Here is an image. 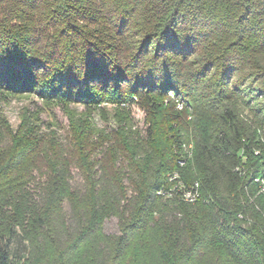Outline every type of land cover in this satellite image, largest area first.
I'll use <instances>...</instances> for the list:
<instances>
[{"label":"trees","instance_id":"trees-1","mask_svg":"<svg viewBox=\"0 0 264 264\" xmlns=\"http://www.w3.org/2000/svg\"><path fill=\"white\" fill-rule=\"evenodd\" d=\"M260 179L264 0H0V264H264Z\"/></svg>","mask_w":264,"mask_h":264},{"label":"rangeland","instance_id":"rangeland-1","mask_svg":"<svg viewBox=\"0 0 264 264\" xmlns=\"http://www.w3.org/2000/svg\"><path fill=\"white\" fill-rule=\"evenodd\" d=\"M256 87H254V88H256ZM39 104H40V101L35 97V95H34V97H33V95H32V97H30V96L27 97V96L22 95V96H18L15 98H10L9 102L5 106V114L8 117V119L10 120V122L14 126H16L20 122V113H21L22 107L24 105H31L32 110H35V109H38ZM107 106H108L109 110H111L113 108L112 105H107ZM49 111L48 112L43 111L41 117L47 121L50 113L52 115H55L57 118V121L59 123L58 128L60 129V132L64 133V127L68 123V119H67L65 112L58 106H54L52 108V111H50V112ZM133 112H134V116H135V119L137 121V124L140 127H143L144 126V113L141 110H139L138 108H134ZM105 123H107L105 121V119L99 120V125H104ZM108 124L113 126L112 123H108ZM74 176H75L73 179L74 184L80 185L83 183L80 174L76 170L74 171ZM66 210H68L67 212H69L70 208L68 206H66ZM118 224H119V222H118L117 217L112 216V217L108 218L104 224L105 232H107V233L118 232V230H119ZM18 248H19V252H24L25 246L23 244H19Z\"/></svg>","mask_w":264,"mask_h":264},{"label":"bare ground","instance_id":"bare-ground-1","mask_svg":"<svg viewBox=\"0 0 264 264\" xmlns=\"http://www.w3.org/2000/svg\"><path fill=\"white\" fill-rule=\"evenodd\" d=\"M170 176H171L170 177L171 181L177 180L176 186L179 188V191L181 192V195L185 201L195 202L198 199V196H199L198 192L193 191L191 189L184 188L183 181L180 179V176L177 172H175L174 174H172ZM260 188H261V192L264 194V179H260ZM172 191H173V189H172ZM172 191H170V193H172ZM160 193H164V192L160 191Z\"/></svg>","mask_w":264,"mask_h":264}]
</instances>
